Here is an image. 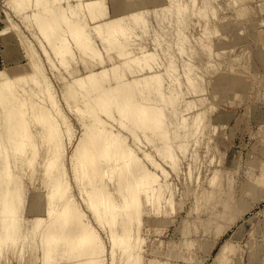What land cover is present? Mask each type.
Here are the masks:
<instances>
[{
    "label": "rangeland",
    "instance_id": "rangeland-1",
    "mask_svg": "<svg viewBox=\"0 0 264 264\" xmlns=\"http://www.w3.org/2000/svg\"><path fill=\"white\" fill-rule=\"evenodd\" d=\"M68 3L91 40L67 24ZM133 13H141L143 28L129 18ZM116 16L130 19L134 54L149 55L151 69L129 75L125 58L92 29ZM10 21L19 35L11 30L0 35V71L11 73L14 113L24 118L30 146L12 149L6 104L0 103V264H56L45 262L41 240L65 199L55 197L58 203L51 206L52 178L62 172L71 200L101 240L102 264H264V0H0V31ZM31 54L38 79L42 72L51 82L68 124L39 92L42 79L35 85L13 77L24 66L36 73ZM149 72L162 81L160 93L150 94L155 109L162 107V137L135 128L126 119L122 94L109 91L117 73L132 80ZM68 85L77 97L70 96ZM91 104L100 110L93 112ZM44 110L53 121L54 140L37 117ZM81 138L99 143L104 169L115 179L123 177L121 152L127 145L139 158V176L142 170L158 178L160 196L148 198L141 190L136 216L129 205L122 206L126 190L115 192V179L107 178L106 219L99 224L70 164ZM55 140L61 158L47 174ZM159 143L168 145L172 164L159 156ZM13 185L19 186L16 224L4 202ZM210 241L215 243L208 250ZM227 244L229 254L219 262Z\"/></svg>",
    "mask_w": 264,
    "mask_h": 264
},
{
    "label": "bare ground",
    "instance_id": "bare-ground-1",
    "mask_svg": "<svg viewBox=\"0 0 264 264\" xmlns=\"http://www.w3.org/2000/svg\"><path fill=\"white\" fill-rule=\"evenodd\" d=\"M57 1L58 0H53V2ZM81 7H83V5ZM135 7L137 8V6ZM77 11L78 10H75L74 7L68 3V16H66V22L71 26L75 35L80 37L82 36L85 40L88 38L91 40L90 35L85 33L84 26L76 23L75 21L77 18ZM113 11L115 10L113 9L112 12ZM62 14L63 13L60 12L61 16H63ZM88 14L91 20L97 19L95 15L89 12ZM129 18L133 20L134 25L136 24L141 28L144 27L143 16L141 13H133ZM129 18L126 16L108 18L101 23L96 22L93 24L92 29L98 36H100V38L104 39L103 37H106L105 42L107 46L112 47L117 55L120 56L119 58H125L124 67L128 70L129 75H132L136 71H143L145 67L151 69L150 62H152L153 59L149 55L139 57L134 54L132 47L134 46L135 40L132 32L130 31L131 26L128 23V20H130ZM10 23L11 21L9 22L10 27L1 30L0 35L5 34L8 30L18 32L17 27L13 23ZM89 43L94 50L97 60H99V62H103V56L95 43ZM29 58H31L33 71L36 73H32V70L27 69L25 68L26 66H24V68L13 71V77L18 74L15 77L19 80H29L35 85L39 84V80L42 79L41 81L43 85H38L39 92L46 95L48 105L51 106V108L55 110L56 114L60 116L61 120L65 122L66 118H64V114L62 115L58 106V102L56 100L57 97H55V92L52 88L51 82L47 80L43 74H41L42 72L39 73L40 79H38V71L36 70H39V68L37 67V62L32 54ZM110 60V62H112L113 58H110ZM10 75L11 73L8 71H0V103L6 104V119L11 124L9 132L11 136L10 141L12 143V149L19 151L20 149L25 148V145L30 146L27 141V138H30V136L24 132L25 121L23 116L18 113H14V106H16V103L15 96L11 92L10 88L12 87ZM126 76L127 75L125 73H121V75H118L117 73L116 85L109 91H118L122 94V107L125 110L126 119L130 118L135 128L147 133L148 137H151V135L155 133H159L162 137L166 130V127L163 126L164 118L162 107H160V109H155V107H157V100L150 99V94L155 95L160 93L162 90V81L160 78H157L154 72H149L145 77L138 79L133 78L132 80H129ZM95 80L98 84L102 85L97 78H95ZM100 88L102 89L103 96L107 97V99H111L109 96L110 92L108 90H103V85L100 86ZM135 88H137V93L135 92ZM68 91L69 94H71V97H77V90L73 86L68 85ZM170 100L171 99H169L167 103L170 104ZM21 106L24 107L25 103L23 102ZM91 109L93 112L100 110L98 105L97 107L92 105ZM37 117L46 129L48 137L54 140V124L48 111L44 110L40 112ZM96 134H98L97 131ZM155 146L159 156L164 161L172 164L173 157L168 145L166 143H159L155 144ZM103 157L104 152L99 146V143L96 141L91 143L88 138H81L75 147L74 156L70 158V164L73 168V176L77 182L82 184V190L85 195H87V198L85 199L87 208L93 212L94 218L99 224H102L103 218L106 219L107 212V207L102 198V194L109 191V188L106 187L105 179H115L112 172H108L104 169ZM60 158V146L55 140L51 143V161L48 163V166H46L47 174L51 173V171L57 167ZM121 158L120 175L122 173L123 177L119 176L115 179V192L118 191V193H123V190H126V194L123 196L122 206L124 207L129 205L133 208L132 212L135 213L136 216H139L141 212V190L145 193L147 192L148 198L152 196L159 197L161 194V185L155 187V184L158 182V178L154 174H149V172L143 173L141 170L142 174L139 176L140 171L137 168L139 166V158L137 157L136 152L129 149L127 145L121 152ZM161 171L164 173L163 169ZM63 175L64 173L62 172L60 175L52 178V186L50 190L51 206H56V203H58V201H56V203L53 201L55 197H58V199H64L65 197V199L62 204H60L59 212L54 218L52 224L53 229L48 230L50 232H47L41 240V247L44 253L45 262L51 263L55 260L56 264H63L66 261L71 260V264H102L101 255L103 253V248L101 246V240L96 235L94 228L86 223L83 212L79 210L77 205H75L71 200V197L68 194L69 185L67 181L64 180ZM263 176L259 178H263ZM125 181H127V183ZM4 202L6 208L8 209V216L13 223L16 224L18 219V205L20 203L18 185H13V187L10 188V192L5 196ZM111 205L112 203L110 202V206ZM239 205L242 206L244 204L242 203ZM245 207H247V205ZM104 210H106V212H104ZM50 214L52 215L53 211H51ZM220 228L221 226H218V232H220ZM123 231L124 240L128 241L130 239V230L127 226H124ZM214 243L215 241L208 242L207 249H211V247L214 246ZM227 254H229L228 244L224 245L221 249L217 257L218 261L220 262ZM75 261L77 262L75 263Z\"/></svg>",
    "mask_w": 264,
    "mask_h": 264
}]
</instances>
